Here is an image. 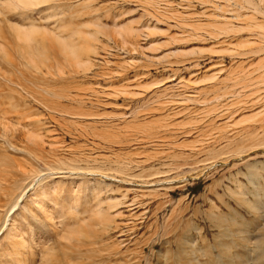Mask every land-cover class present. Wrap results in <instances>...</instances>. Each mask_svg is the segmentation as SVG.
<instances>
[{
  "label": "rangeland",
  "instance_id": "obj_1",
  "mask_svg": "<svg viewBox=\"0 0 264 264\" xmlns=\"http://www.w3.org/2000/svg\"><path fill=\"white\" fill-rule=\"evenodd\" d=\"M48 3L8 20L94 51L53 70L0 59V229L14 219L0 264H176L186 240L205 264H257L264 221L246 201L264 203V0ZM51 6L61 15L46 18ZM152 178L166 179L160 195L135 189ZM101 181L115 192L97 194ZM97 195L114 218L105 231ZM83 227L97 232L73 237Z\"/></svg>",
  "mask_w": 264,
  "mask_h": 264
},
{
  "label": "bare ground",
  "instance_id": "obj_2",
  "mask_svg": "<svg viewBox=\"0 0 264 264\" xmlns=\"http://www.w3.org/2000/svg\"><path fill=\"white\" fill-rule=\"evenodd\" d=\"M85 1V0H84ZM44 2H49L48 5H51V2H53L54 4V0H10L9 3L5 4L2 3L0 5H2L0 7V16H3V18L0 19V59L4 60L6 63H8L10 66L15 67L18 65L19 62L24 63L28 68L31 69H41L42 67H46L51 68L53 66L57 67L58 69H60V63L61 62H69L72 65H79L82 61H86L87 63H90V58L92 55V52L94 51L93 47L90 45V43L86 40L81 41L82 44H78L75 42V39H68L67 37L64 36H55L53 34H50L46 29L44 25H37L34 23H31L30 26H25V25H18L16 23H12L8 20V15L11 12L14 13H20V14H24L26 12H28L29 10H34V9H39L41 7H46L47 5H42V3ZM82 3V1H80ZM112 2V1H111ZM110 2V3H111ZM114 2V1H113ZM72 3V2H71ZM85 3V2H83ZM108 3V2H107ZM108 3V5L110 4ZM219 4V3H218ZM59 6V5H58ZM67 6H64V8ZM70 7V6H68ZM4 8V9H3ZM61 8V7H60ZM257 9V8H256ZM44 11V10H43ZM41 11V12H43ZM61 10H59L60 12ZM64 11V10H63ZM96 11V10H95ZM256 11V10H255ZM257 11H259L257 9ZM39 12V13H41ZM58 11H56V9H54L52 6L50 8L47 9L46 12V18H50L53 19L54 17H56L59 14ZM62 13V12H60ZM64 13V12H63ZM218 13V12H217ZM44 14V13H43ZM216 14V12H215ZM29 15V14H28ZM61 15V14H59ZM245 15V14H244ZM10 16V15H9ZM22 17V16H21ZM29 17V16H28ZM216 17V16H214ZM30 18V17H29ZM230 18V17H229ZM241 18V17H240ZM239 18V19H240ZM228 20V17L226 18ZM238 19V20H239ZM3 23L6 24L7 26V30L3 29L2 25ZM19 23V22H18ZM237 31V30H236ZM130 34L132 31H129ZM128 32V35H130ZM75 33H78L77 31ZM257 33V32H256ZM98 34V33H96ZM73 35H70V37ZM80 40L82 38V35H78ZM131 36V35H130ZM127 40V39H126ZM5 45H7L9 47V50L5 49ZM97 53V52H96ZM14 55H16V59H14ZM96 57L98 54H95ZM94 55V57H95ZM92 59V58H91ZM97 59V58H96ZM95 60V58L93 59ZM99 60V59H97ZM101 60V59H100ZM96 62V61H95ZM55 65V66H54ZM44 69V68H43ZM42 69V70H43ZM52 69V70H53ZM60 71V70H58ZM44 72V71H43ZM40 74V73H38ZM53 75V74H52ZM46 76V75H45ZM105 87V86H104ZM111 93V92H109ZM109 95V94H108ZM14 166V165H13ZM252 171L256 169V165L252 163V165H250L249 167ZM64 173H69V174H73L74 172L70 171H63ZM57 173V172H56ZM63 173V174H64ZM61 174V175H63ZM68 176V175H67ZM116 177V176H115ZM38 176H36L33 181L28 185V187L21 192L20 197H18V199H16V204L14 203L13 210H15L18 205H20V203L23 201L24 203V198L28 197L27 194L32 191L38 184L41 183L42 178H39L38 181L37 179ZM107 178V177H106ZM161 178H152L150 180L147 181H143V183L140 185H138L139 188H135V189H144L146 188L147 191H149V193L154 194V195H160L161 191H159L158 189H156V184L162 181V180H166V179H161ZM169 179V178H167ZM37 181V182H36ZM172 181V180H170ZM116 182V181H115ZM166 182V181H165ZM102 183V184H101ZM97 182V183H93L94 185V190L96 191L97 194H100L101 191H103V189L106 187L107 190L109 191H113V188L110 187L109 184L107 183H103L102 181ZM123 183V182H122ZM163 183V182H161ZM113 184V183H112ZM120 184V183H119ZM172 184V183H171ZM161 185V184H160ZM165 185V184H164ZM159 186V185H158ZM157 186V187H158ZM177 186V185H176ZM182 186V184H181ZM93 187V186H92ZM167 188H172L171 190H173V185H166ZM105 188V189H106ZM119 188V187H118ZM122 188V187H121ZM130 189L132 188H125L124 193L123 194V199H125L127 197V193L130 192ZM134 189V188H133ZM134 189V190H135ZM145 189V190H146ZM164 189V188H163ZM238 189V188H237ZM122 191V190H121ZM115 192V191H113ZM145 192V191H144ZM243 192V191H242ZM244 193V192H243ZM103 194V193H102ZM108 194V193H107ZM129 194V193H128ZM140 194L142 195V193L140 192ZM105 195V194H104ZM139 195V194H138ZM140 195V196H141ZM97 202H96V209L93 212H96L97 210H100L102 213L100 215L97 216V219L99 220L98 225L100 227V229H102L103 231H105L107 229V227L111 226V223H113V217L107 213V212H103L102 208L104 207V203L102 200V195H97ZM110 196V195H109ZM153 196V195H152ZM245 196V195H244ZM96 197V196H95ZM105 198V197H104ZM107 198V197H106ZM123 199H119V198H114L113 196H110L109 199L106 201L108 202V206L110 208H116L119 204H123L125 201H123ZM239 200H243V196L241 194V196H238ZM245 199V198H244ZM259 199V198H258ZM122 200V201H121ZM13 201V200H12ZM136 200H133L132 202L135 203ZM7 202V201H6ZM103 202V203H102ZM117 202V203H116ZM244 202V200H243ZM8 203V202H7ZM115 203V204H114ZM126 203V202H125ZM38 204V203H37ZM36 204V205H37ZM106 204V203H105ZM247 206H249L251 209L256 210L258 212V214L260 215V217L262 218V220L264 221V211H260L258 210V208L261 206H263V202H259V200H248L246 201ZM9 205V204H8ZM13 205V204H12ZM27 205V203L25 202V206ZM40 205V203H39ZM37 205V206H39ZM44 204L40 205L41 207H43ZM1 206V205H0ZM23 206V204H22ZM20 205V208L22 207ZM39 206L38 210H44L41 209ZM47 206V204H46ZM8 207V206H7ZM44 208V207H43ZM249 208V210H250ZM24 209V208H23ZM17 210V209H16ZM26 210V207L25 209ZM252 211V210H251ZM255 212V211H254ZM253 212V213H254ZM13 213V211H12ZM236 213V212H235ZM256 213V212H255ZM10 214V213H9ZM14 214V213H13ZM18 214V213H17ZM233 214V213H232ZM231 214V216H232ZM217 215V214H216ZM225 215V214H224ZM12 217V216H10ZM8 218V217H7ZM13 218V217H12ZM226 217L221 216L219 219L223 222L227 221V219H225ZM233 218V217H232ZM235 218V217H234ZM233 220V223L235 225H238V221ZM6 220V219H5ZM9 220L11 221L10 218H8L5 221V224L1 227L0 232L4 229H6L9 225L8 222ZM14 219H12L13 221ZM11 221V224H13ZM61 221V220H60ZM47 222V221H46ZM81 223V222H80ZM86 222L83 221L82 224H85ZM180 224V223H179ZM12 226V225H10ZM9 226V229H10ZM229 226V225H228ZM116 227H119V224H116ZM173 228V227H172ZM8 229V228H7ZM225 230V229H224ZM229 230V229H228ZM10 232V230H8ZM90 233H96L97 232V228L95 227L92 230H87L84 227L80 228L77 233L75 235H73V237H77V236H87L89 232ZM240 231V230H239ZM250 232V231H249ZM240 232H237V234ZM248 233V232H247ZM259 235L258 238L254 241V243H256L257 246L259 247H263L264 246V225L261 229V231H259ZM226 234V233H225ZM245 234V233H244ZM251 234V233H250ZM247 234V235H250ZM12 235V234H11ZM245 236L248 238V236ZM240 237H242L241 235H238ZM244 237V236H243ZM225 238V237H224ZM234 238V237H233ZM236 238V237H235ZM241 239V238H240ZM194 240V239H193ZM236 239H234L235 241ZM243 240V238H242ZM241 240V241H242ZM250 240V239H248ZM196 241V240H195ZM195 241H185L182 243V246L180 247V249L178 250V252L176 253L177 257H179L177 259V263L176 264H205L203 261H200L199 257L196 255V252L193 251V249L187 248L188 245H192L191 247L195 246L196 242ZM231 241V240H230ZM233 241V240H232ZM24 242V241H23ZM22 242V243H23ZM243 242V241H242ZM249 242V241H248ZM247 242V243H248ZM251 242V241H250ZM181 243V242H180ZM223 243V242H222ZM225 243V242H224ZM227 243V242H226ZM72 244V243H71ZM219 244V243H218ZM216 244V245H218ZM240 244L243 245L241 242H234L235 245V252H234V256L232 255L233 259H236L237 261H239L240 263L243 262L244 258L242 257V253L240 252L239 248H240ZM252 244V243H251ZM16 245V244H15ZM247 245V244H246ZM219 246V245H218ZM227 246V245H226ZM249 246V245H248ZM250 247V246H249ZM198 248V247H196ZM223 249V248H222ZM259 249V248H256ZM196 250V249H194ZM231 250V249H230ZM255 250V249H254ZM264 250V247H263ZM199 251H201V249H199ZM249 251V250H248ZM264 252V251H263ZM232 253V252H231ZM247 253V252H246ZM222 254H225V257H227V251L226 250H222ZM248 256V255H247ZM167 257H169L167 255ZM257 257L260 258L259 262H257V264H263L264 262L261 263L262 260H264V255L262 254L261 250L257 251ZM196 262V263H193ZM199 262V263H198ZM105 262L103 261H99V262H91L89 264H103ZM120 263V262H119ZM128 263V262H126ZM163 264H171L169 261L163 263ZM244 264V263H243Z\"/></svg>",
  "mask_w": 264,
  "mask_h": 264
}]
</instances>
